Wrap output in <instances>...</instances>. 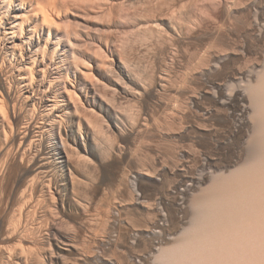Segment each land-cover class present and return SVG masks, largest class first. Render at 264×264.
Returning a JSON list of instances; mask_svg holds the SVG:
<instances>
[{
  "label": "bare ground",
  "instance_id": "bare-ground-1",
  "mask_svg": "<svg viewBox=\"0 0 264 264\" xmlns=\"http://www.w3.org/2000/svg\"><path fill=\"white\" fill-rule=\"evenodd\" d=\"M199 1L0 0V264H86L89 261L99 264H156L155 261H158V264H236L234 262L236 254L235 244H237L238 237H242L243 233H241V230L251 229L253 232L257 231V238L259 236L264 239V234L261 233L262 229L259 230L255 223L257 220L254 218L255 221L253 217L251 218L255 212L250 213L253 208L254 210L257 208L256 213L257 211L261 212V207H264L262 205L264 204V153L260 155L263 157H260L261 159L258 162H256V159L259 158L258 150L256 151L257 156L253 155V157H257L255 160H253L254 158L252 159L254 165H257L256 167L252 163V166L250 165L249 162H253L252 160H246L249 163H247L248 166L255 167L251 168V170H246L247 168L244 166L245 159L243 160V155L247 151L242 152L243 155L240 153V151L249 148V143L253 139L252 134L256 133L255 130L264 129V60L262 59L263 62H260V60L254 64L251 62L253 66L249 69V66H246V68L245 65V68L238 66L237 68L234 66L229 67L227 62L232 58V55L227 52L229 49H225L227 51L220 50L219 47L221 45L217 44L219 47L215 46L216 43L212 40V37L215 40L217 39L216 35L222 31L221 29L227 27L230 21H232V24L233 22L236 23L235 18L240 19L242 22L236 26L238 30L234 29L233 26L231 29H234V33L236 30L241 36L249 31H254L258 21L255 23V21L252 22L248 19L253 4L250 0H235L232 2L231 0H229L230 2L228 0H211L209 3H207L209 0L207 2L202 0V2L206 3L203 5ZM219 21L222 22V28L218 31L220 24L218 25L217 22L220 23ZM231 23L229 25H232ZM233 25L235 26V24ZM201 26H204L206 30L210 29L208 32L211 31L210 34H212V36L210 35L213 41L212 45L216 48L214 51L212 50L213 48L205 45L209 48V52L208 54L206 53L207 55L204 53L205 58L202 59L200 57L203 60L198 62L202 63V66H199L201 72L195 69L193 72L195 75L196 72L198 74L195 76L196 79H193L196 84H198L197 81L199 80L200 83L203 81L205 84H210V86H202L203 89H201L200 84H198L200 91L196 89L194 91L199 93L194 96V91H192L193 95H190L193 97L189 101L192 100L191 102L198 106L199 101L203 98L206 99L208 97L210 99L211 97L214 103L219 105L215 104L219 107V109L216 107L218 110H220L221 106L224 108L223 110L234 109V114L240 112L241 119L238 116L239 114L237 115L238 119H240V121L237 119L239 123L233 124L231 121L232 123L230 124L227 120L225 121L229 123V125H225V131L229 134V137L231 136L232 140H236L237 143L238 141L241 142V145L243 144L242 141L247 139L244 142L245 146H242L243 149L239 150L240 157L238 160L241 164L235 162L237 165H241L239 167L244 166L245 168H241V170H243V173L246 172L244 175L243 173L240 174L242 171L239 167L236 168L241 171L240 173L236 168V170L233 168V171L229 170L228 173L225 172V169L222 171L227 174L225 175L226 178L224 174L223 176L221 175L223 177V180H220L221 182L227 178L228 181H231L232 177L234 179V175L237 172L239 173L240 176H237L240 178L237 181L238 177H236L235 182L237 181L236 184L239 185L240 181V185H242L239 186L240 192L239 190L238 192L234 191L238 189L236 188L238 185L231 183L232 181L234 182L233 179L228 183H226L227 180L224 183H220L219 175L216 174L218 175L217 181L216 177H214L215 175L213 176L216 183L211 181L210 185L206 186V191L205 187L203 188L206 194L201 190V186L207 181L209 182L212 173L216 170L211 169V172L204 175L202 173L197 180L201 191L197 190L199 192V194L197 193L198 195L192 194L194 197L191 198L194 200L191 199L190 203L195 202V205H192L198 206L197 201H199L198 203L201 201L203 206L205 200L208 201V208H205V205L204 207L199 206L206 209L207 212L202 208H200V211L196 210L198 209L197 207L195 212L198 211L200 213L202 211L206 213H203V216L197 213V216L201 217L200 219L196 216L192 207L187 208L186 215L190 216L189 218L192 217L191 220L195 217L198 219L192 220L195 223L191 222L192 224L185 228L183 225L187 216L184 214L185 217L183 218L181 215L183 211L179 213L176 210L180 205L175 202L179 205L176 209L174 208L172 211L171 208L173 206L171 208L169 206L170 209L168 208V205H171L168 204V201L172 194L173 186H168L166 183L167 177L170 176L169 174L182 171L184 166H180L182 163L180 164L179 161H176L175 168H169L171 166L165 161L166 158H162L160 153L162 160L164 159L163 162L166 163H160L159 160L160 166L157 167L155 162L157 156L156 154L153 156L151 152V154L148 153L152 148H148L150 144L148 145L146 137L148 136L147 138H149V135L151 136L156 132L158 142H156V138L154 142L159 144L161 143L159 140H165L170 134L169 137L172 136L173 138L175 136V138L179 137L182 139L189 132V130L186 131V128L182 129V126L185 125L182 123L184 121L182 118L184 119L185 116L180 119L175 118L179 121L176 120L177 122H175L172 120V123H175H173L174 126L171 125V119L169 118L171 116L167 115L171 108L169 109V100L166 98L172 95L171 90H174V86L179 87L181 84L174 85L173 81H177L176 77H179V71L189 63L187 61L188 63H185L187 65L184 64L185 66L182 67V63L185 60L184 52L186 50L184 48H186L187 38L190 40V44L195 42L194 37L190 36L193 39L191 40L188 34L196 35L195 32ZM223 26L225 27L223 28ZM229 30L226 33L231 32ZM193 31L195 32L193 33ZM197 33L199 36L200 33ZM239 34L238 36H240ZM226 35L228 36L229 34ZM200 36L202 37L203 35ZM207 36L206 38L208 39L209 36ZM222 36L220 37L222 38ZM221 41L218 40L217 43ZM195 43H193L194 46ZM212 45L210 46L212 47ZM235 46L234 48H236ZM189 47L186 49L189 50ZM217 48L221 53L219 51L216 52ZM222 51L227 52V54L224 55ZM262 57L264 58V54ZM196 65L193 66L196 67ZM184 69L187 68L185 67ZM181 74L180 72L179 78L183 79ZM186 78L187 76H185L183 82ZM171 83H173V87H171ZM195 83L193 87L196 85ZM182 91L180 92L179 88L175 89L178 95L183 96L185 92ZM188 102L186 103L185 101L181 108L183 109L185 104L187 106ZM194 105H191V107ZM212 109H215V107ZM181 111H179V114H181ZM219 112L221 111H208V113L205 112V116L207 115L209 119L215 114L217 115V113L224 115ZM155 114H160L161 120L158 118L159 115L157 117ZM170 125L171 127L169 128ZM172 126L174 127L173 129ZM194 130L195 133L198 131ZM258 132L261 133V131ZM260 133L256 134L259 135L261 141L264 138V136H262L263 138L261 137L264 132L261 135ZM196 134V137H198L199 133ZM153 136L150 137L153 138L150 139L152 140L151 142L154 140ZM194 136L195 134L192 135V137ZM139 137H143L145 142H147V145H145L144 140L142 142L144 148L146 146L148 148H146L147 150L143 149L145 153L149 150L147 154L153 156V158L156 157L154 162L150 160L152 157L149 161H146L148 155H139L140 153L137 154L139 151L135 150L139 159L146 157V162L154 164L153 166L150 164L151 171L149 169L145 170L149 164L146 162H142L147 164V166H141L143 167L142 169L135 166L142 172L134 168V171L138 173L131 178L129 173H127L129 169L125 172L127 166L123 168V163L130 153L128 151L132 148L133 150L135 149V146L132 147L129 142H132V140L137 141ZM259 137H257L259 144H257V147L263 146L264 148V143L261 142L263 145L259 143ZM189 139L191 138L189 137ZM124 144L126 146L130 144L132 147L131 149L127 147V150L129 149L128 151L125 150L127 154L122 149ZM141 144L140 147L142 146ZM252 144L255 145V143L250 145L252 146ZM238 146H240V143ZM136 147L139 148V145ZM191 149L190 152H194ZM259 149L262 150V147ZM155 150L158 153L159 151L162 152V150L157 148ZM178 151L176 153H179ZM263 151L259 150V153ZM152 152L156 153L154 150ZM131 154L128 156L129 159L134 153L130 157ZM166 154L163 153V155ZM198 154L200 155V153ZM188 155L191 156L190 153ZM139 159L136 160L138 164ZM205 160L209 161L208 158ZM136 161L133 162V166ZM125 162L128 163V160ZM132 162L130 161L129 163L131 164ZM165 164L169 165V167ZM229 164H231V161ZM247 164L245 165L247 166ZM219 165L222 166L221 164ZM219 172V174L222 173L221 171ZM181 174L179 175L181 176ZM187 176H185V179L183 178L185 181L190 178V175L188 178ZM130 179H133L132 183ZM108 181H117L119 182L118 185L121 183L124 186L122 187L123 189L121 188L122 190L120 187L118 188L124 192L125 198H123L125 200L122 199L123 201L119 202L121 199L116 195L119 193V189L117 188V191H114L117 193L113 194L112 184H110L108 187L111 191L110 194L113 192L111 197L116 195L119 200L116 201V198L114 202L107 203L109 201L107 200L109 191L107 188L108 191L105 192L107 196L104 194L103 196L106 197H101V199L107 198L105 199V204L109 205L106 209V205L102 206L104 200L102 199V202L98 200L101 203V205L100 203L98 204L102 206V210L105 208V211H101L100 208L95 207V202H98L95 201V198L104 193V186H106ZM225 183L227 185L230 183L231 185L226 186L224 185ZM107 184L109 185V182ZM130 184H132V190L130 189ZM176 184L175 186L181 185L180 183ZM214 184H217L216 188ZM183 185L185 187L188 186V184L187 186L186 184ZM193 185V187H196L194 182ZM218 185L223 186L222 190H220L221 187ZM190 187H188L189 189L185 188V190H190ZM226 188L229 190L230 188L233 189L232 195L229 190L225 192ZM191 191L194 192L193 188ZM209 191H212L215 195L209 194ZM220 191L222 192L220 193ZM123 192L119 193V197L123 195ZM216 192L219 193L217 195L220 197H216ZM235 192L238 194V202L236 198L234 199L236 196ZM184 193L186 195L185 191ZM202 194H205V197ZM176 195L179 198V194ZM207 195L208 199H205ZM111 197L109 198L111 199ZM176 197H173L174 200L177 199ZM202 197L203 200L205 199L204 201L201 200ZM113 198L115 197H112L110 201H113ZM188 198L190 199V197ZM183 201L186 200L183 199ZM183 205L181 204V206ZM234 205L239 207V216L238 211L233 207ZM181 208L183 209L184 207ZM97 209L101 211L99 212L101 215L98 213L102 217L99 219L100 221L94 219L99 217H94L95 213L97 215V212H94ZM164 209L171 211L165 213ZM92 212L94 214H91ZM115 212L126 214V216L131 215L132 218L128 216L129 218L126 217L128 219L125 221L123 220L125 218H122L123 215H121L119 217L124 222L120 223V219L116 221L118 216L115 217ZM193 213L195 214L194 216ZM257 214L256 217L259 215ZM260 215L263 217L264 213H260ZM37 218L42 219L39 220L40 223L44 221V224L41 223L38 226L39 228L35 226ZM87 221L88 223H86ZM182 223L184 228L181 229L180 235H177L178 239L181 238L179 240L176 238L174 242L157 241V245L153 246L152 244L156 242H150V245L147 243L149 247H146L148 246L146 244L145 246L141 245L142 243H138V246L135 245L137 244V239L144 237L139 235L151 232V234L157 236L158 234L156 233L158 232L155 229L160 228L166 232L170 231V226L180 232L179 227ZM62 224L69 226V228L73 227L74 230H70L72 232L77 230L76 233H80V235L81 233L89 232L91 229L93 232L99 230L100 232L97 231L98 233H95V236L97 234L96 238L90 235L98 246L104 247V256H101V250L98 249L100 248L98 246H96L97 250H99L97 252H100V255L96 256L97 252L92 253V245L90 243L86 245L84 241L85 246L82 244L85 249H90L89 251H86L80 245V242L90 237V235L88 237L82 235L84 239L81 238V241L76 236V233L73 235L70 230L71 233L67 232L68 229L65 230L66 226L65 228H63L64 226L61 227ZM59 229H64L65 232ZM116 229L121 230H118L121 235L118 232L120 236H117V239L114 237L116 235L112 236L116 234L113 233ZM110 230H114L113 234L110 237L108 236V238L104 237L107 236L106 234H110ZM163 231L161 232L162 236L166 237L167 233L163 235ZM158 236L160 237L161 235ZM243 236L246 237L245 234ZM161 237L160 239H162ZM130 238L132 241L127 242ZM173 238L171 237L172 240H174ZM156 239L158 240V237ZM167 239L171 240L170 238ZM146 240L148 241V238L145 239V243ZM251 241L253 240L251 239ZM244 243H242V246H244ZM122 245L126 246L127 250H124L125 252L128 251L127 254H124L121 249L123 254L121 253L120 255L119 248ZM92 247L94 248V244ZM239 249L244 250L241 246ZM261 249L263 250V248ZM239 258L238 256L235 261ZM244 258L241 259L246 260ZM71 260L74 262H71Z\"/></svg>",
  "mask_w": 264,
  "mask_h": 264
},
{
  "label": "rangeland",
  "instance_id": "rangeland-1",
  "mask_svg": "<svg viewBox=\"0 0 264 264\" xmlns=\"http://www.w3.org/2000/svg\"><path fill=\"white\" fill-rule=\"evenodd\" d=\"M203 1H208V0H203ZM212 1H216V0H212ZM218 1H222V0H218ZM224 1V0H223ZM232 1H235V0H231V2ZM253 4H252V10H251V14H250V17H249V15H248V19L250 20V21H252V22H254L255 21V23H257V21H258V23H257V26L255 27V29H254V31H249V32H247V33H245V34H243L242 36L238 33V32H236V30H235V33H234V29H237L238 27H236V26H238L239 25V23L240 22H242L240 19L238 20V18H235L236 19V23L235 22H233V24H235V26L231 23L232 21H230L229 23H228V26L227 27H225V26H223V28L224 29H221L222 28V22H220V23H218L217 22V24L219 25L220 24V27H218L219 29H218V31L221 29L222 31L221 32H223V33H219L218 35H216L217 37V39L215 40V38L214 37H212L213 39V41H215V46L217 45V44H219V45H221L222 46V49H221V46L219 47V45H217L219 48H220V50H224V51H227V50H225V49H229V51H227L228 52V54H231L232 56V58L227 62V65L229 66V67H236L237 68V66L238 67H243V68H245L246 66L248 67V69L249 68H251V66H253V64L254 63H256L257 61H260V62H263V60H264V58L262 57L263 56V54H264V23H262L263 21H264V0H250ZM257 1V2H256ZM200 2V4H206V3H204V2H202V0H200L199 1ZM209 2H211V0H209L207 3H209ZM228 2H230L229 0H228ZM258 3V4H257ZM256 5V6H255ZM260 5V6H259ZM262 6V7H261ZM255 7V8H254ZM256 9V10H255ZM258 11V12H257ZM257 14H258V16H257ZM253 16V17H252ZM258 17V18H257ZM256 18V19H255ZM260 18V19H259ZM232 19H234V18H232ZM234 19V20H235ZM246 19V18H245ZM239 21V22H238ZM232 24V25H229V24ZM238 23V24H237ZM232 26H233V30L231 29L232 28ZM259 26V27H258ZM207 27V26H206ZM228 27H229V29L231 30V32H228V33H226V31L227 30H229L228 29ZM203 28H204V26H201V28H199V29H197V31L195 32V31H193V33L195 32V34L196 35H191L190 33L188 34V36H189V38H190V36H192V37H194L193 39L195 40V42H193V43H195V46L193 45V43H192V41H191V43L192 44H190V40L187 38V40H186V38H185V40L188 42H186L185 43V46H186V48H188L189 46V50H187L186 48H184V50H186L184 53H185V60H184V62L182 63V67H184L185 65H187V64H185V63H190L191 62V60H192V62H191V66L189 65V63H188V65L187 66H185L187 69H184V68H182L180 71H179V77H180V72L182 73L181 75H183V76H181V77H183V79L185 78V76H187V78L184 80V82H183V79L181 80L179 77V79L176 77V79H177V81H180V82H174L173 81V83H174V85H178V83L180 84L179 85V87H177V86H174V85H172L173 83H171V87H173L174 88V90L172 91L171 90V92H172V97L170 96H168L169 97V99H168V97L166 98L167 100H169V103L168 102H166V103H168V105H170V107H169V109H170V111L169 112H167V115H169V116H171V117H169L171 120V125H173V123H175V122H177V121H179V120H177L178 118L180 119L181 117H184V119L182 118V120H184L182 123H183V125L184 126H182V129L184 128H186L187 130L186 131H188L189 130V132H187L186 133V135H187V137H186V135L184 136V137H182V139L181 138H175V136L172 138V136L171 137H169L170 135H168L167 136V140L165 139V140H159V141H161V143H155L154 141H155V138H156V142H158V138H157V133L156 132H154V134H152L151 136L149 135V138H147L146 137V141H148V145L150 144V147L148 146V148H152L151 149V151H146V153H145V150H143V149H146L147 148V146H146V148H144V144L142 143L143 142V140H144V143H146L145 145H147V142H145V139L143 138V137H139V139H137V141L139 140V142H137L136 140H132V142H129V143H131L132 144V147L133 146H135L134 148V150H133V148L131 147V145L129 144V146L127 145L126 146V144H124V145H122V149L124 150V153L126 152V151H128L127 150V147L128 148H132L131 150H129L128 151V153L129 154H133V156H132V154L130 155V159H129V154H128V156H127V158L125 159V161L126 160H128V163L127 162H125L124 161V163H123V168H126V167H124V166H127V168L125 169L126 171L125 172H127V170L129 171V172H127V173H129V175H130V177L131 178H133L138 172H136V171H134V168H135V170H139V172H142V170H140V169H142L144 166H147V164L149 163V162H146V161H149V159L152 161V162H154V158L157 156V158L155 159L156 161V163H157V167H159L160 166V163H162L163 162V160L166 158V162L171 166V167H169V165H167V164H165V165H167V167H169V168H172V167H174L175 168V163H176V161H179L180 162V166H184V169H182L181 167H180V169H182V171H180V172H174L173 174H176L177 175V177H176V175H173V174H169L170 176H168L167 178V180H166V183L168 184V186H171L173 189H172V194L170 195V199H169V203L168 204H171V205H168V208H169V206H170V208L173 206V208H171V210L173 209L174 210V208L176 209L179 205V207L176 209V210H178V212L180 213V211L182 212L183 211V213H181V215L183 216V218L185 217L184 216V214L186 215V210H188L187 208H191L192 207V210L194 209V212L196 211V210H199L200 211V208H202V207H204V205H205V208L207 207L208 208V204H207V202L208 201H206L205 199H208V195L209 194H211L212 193V195H215L213 192H214V189H213V192L211 191H209L210 193L208 194V192H207V198H205L204 200H205V202L203 203V206H202V203H201V201H200V203H198L199 201H197V205L198 206H193L192 204H194L195 205V202H193L192 204L190 203L192 200L191 199H193V198H191V197H194V196H192V194L194 195V194H199V192L201 191V190H203L204 191V187H205V191H206V186H208V185H210V182L211 181H213V182H215L216 183V181L219 179V181L222 179L223 180V177H221V175L223 176V172L222 171H224V169L226 170L225 172H229V170L230 171H233L236 167L238 168L239 166H241V165H237V163H240L239 162V160H238V158L240 157L239 155H240V153L242 154V152L244 153V151H247V152H245L244 153V157H243V160L245 159V164H247L248 162H246V160H252L253 158V160H255V158H257L256 156H257V153L259 154V158H257L256 160V162H258L263 156H260L262 153H264V148H263V146H259V148L260 147H262V150L261 149H259L258 147H257V144H258V138L257 137H259V133L260 132H258V131H261V133L262 132H264L263 130L264 129H256L255 131H256V133H258V134H256L255 132H254V135H256L255 137H254V135L252 134V137H253V139H251L252 140V142H250L249 143V151H248V149H244V150H242V151H240V153H239V150L240 149H243V147L245 146L244 145V142H245V140H247V139H245L244 141H242V145H241V142H239L238 141V143L236 142V140H232V138H231V136L229 137V134H227V132L225 131V129H226V127H225V125L226 124H228L229 125V123L231 124L232 122H233V124L234 123H239V121H240V112H236L235 114H234V109H226V110H228L227 112H226V110H223L224 108H222L221 106H220V110H218L219 109V107H217V106H219V105H217L216 103H214V101L211 99V97H210V99L208 98H203L201 101H199V104H198V106L197 105H194L191 101H189L190 100V98L191 97H193V96H191V95H193L194 94V96H195V94L196 93H199V92H196V91H194L195 89L198 91L200 88L201 89H203V87H208V86H210V84H205L203 81H201L202 83H200V81L198 82L197 81V83L198 84H200V88H198L199 86H197L198 84H196L195 82H194V79L193 78H195V76H197V72L196 71H198L199 70V66H202V63H198V62H200V61H203L202 59L203 58H205L204 56H205V54L207 53L208 54V52H209V48H213L212 50H214L215 51V46L214 45H212V43H213V41L211 40V37H210V35L212 36V34H210V32H208L210 29H207L206 30V28H204V30H203ZM208 28V27H207ZM260 28V29H259ZM263 30H262V29ZM199 30V31H198ZM225 30V31H224ZM229 30V31H230ZM238 30V29H237ZM261 30V31H260ZM200 31H202L203 32V34H202V32L200 33ZM197 32H199L200 34H199V36H198V33ZM204 32H208V33H204ZM258 32V33H257ZM192 33V32H191ZM232 33V34H231ZM236 33H238L240 36H238V34H236ZM249 33V34H248ZM224 36H222V35ZM226 34H229L228 36L226 35ZM200 35H203L202 37L200 36ZM204 35H205V37H204ZM206 35H208L209 37H210V40H209V37H208V39L206 38ZM222 36V38L220 37V36ZM226 35V36H225ZM262 35V36H261ZM198 37V38H196V37ZM246 36V37H245ZM261 36V37H260ZM186 37H187V35H186ZM192 37L190 38L191 40H193L192 39ZM259 37H260V39H259ZM205 38V39H204ZM219 38V39H218ZM221 38V39H220ZM223 39V40H222ZM189 40V41H188ZM209 40V41H208ZM218 40L219 41H221V42H219V43H217L218 42ZM199 42V43H198ZM205 42V43H204ZM211 42V44H209V43ZM187 44H190V45H187ZM201 44H203V45H201ZM234 44V45H233ZM191 45H193V46H191ZM208 46V47H206V46ZM210 45H212V47L210 46ZM236 45V46H235ZM253 45V46H252ZM188 46V47H187ZM214 46V47H213ZM224 46V47H223ZM234 46L236 47V48H234ZM199 49H198V48ZM231 47H232V49H231ZM253 47V48H252ZM224 48V49H223ZM235 50H234V49ZM204 49V50H203ZM218 49V48H217ZM216 49V52H220L221 53V51L218 49L217 50ZM183 50V51H184ZM203 50V51H202ZM207 50V51H206ZM211 50V49H210ZM211 50V51H212ZM230 50H232V51H230ZM195 51V52H194ZM224 51H222L223 52V54L224 55H226L227 54V52H224ZM234 51V52H233ZM239 51V52H238ZM242 51V52H241ZM232 52H233V54H232ZM189 54V55H187V54ZM195 53H197L196 55H194ZM199 53H201V54H199ZM205 53V54H204ZM239 53V54H238ZM243 53V54H242ZM193 54V55H192ZM204 54V55H203ZM206 54V55H207ZM245 54V55H244ZM200 55V56H199ZM234 55V56H233ZM248 55V56H247ZM257 55V56H256ZM189 58H188V57ZM191 56V57H190ZM203 56V57H202ZM241 56V57H240ZM243 56V57H242ZM256 56V57H255ZM187 57V58H186ZM199 57V58H198ZM202 59H201V58ZM199 60H198V59ZM186 59H190V60H186ZM196 59V60H195ZM244 59V60H243ZM263 59V60H262ZM194 60V61H193ZM241 60V61H240ZM188 61V62H187ZM246 61V62H245ZM251 62L253 63L252 65H251ZM193 63H195V64H193ZM198 63V64H197ZM248 63H249V65H248ZM185 64V65H184ZM197 64V65H196ZM201 64V65H200ZM237 64V65H236ZM196 65V67H194V66ZM244 65H245V67H244ZM190 66V67H189ZM246 67V68H247ZM194 68V69H193ZM203 68V67H202ZM184 69V70H183ZM189 69H191V70H189ZM195 69H198V70H196L195 72H196V75H195V73L193 72ZM183 70V71H182ZM186 70V71H185ZM189 70V71H188ZM185 71V72H184ZM200 72H201V68H200V70H199ZM198 71V72H199ZM187 72V73H186ZM192 72V73H191ZM199 72V73H200ZM184 73H185V75H184ZM194 76V77H193ZM193 79V80H192ZM196 79V78H195ZM186 81V82H185ZM188 82V83H187ZM182 83H184V84H182ZM187 85H186V84ZM193 83V84H192ZM194 83L196 84L194 87H193V85H194ZM202 84V85H201ZM189 85V86H188ZM208 85V86H207ZM185 86V87H184ZM203 86V87H202ZM170 87V86H169ZM171 87H170V89H171ZM181 87V88H180ZM193 87V88H192ZM172 88V89H173ZM179 88V90H180V92L183 90L185 93H183L184 95L182 96V95H178L176 92H175V89H178ZM183 88V89H182ZM191 88V89H190ZM182 91V92H183ZM192 91H194L193 92V94H192ZM200 91V90H199ZM176 94V95H175ZM180 94V93H179ZM191 94V95H190ZM177 97V98H176ZM174 98V99H173ZM165 99V100H166ZM177 101H176V100ZM166 100V101H167ZM206 100V101H205ZM185 101H186V103L189 101L190 102V104H189V102H188V104H187V106H186V104H185V106L183 107V109L181 108L182 107V104H184L185 103ZM209 103V104H208ZM179 106H178V105ZM208 104V105H207ZM217 106H216V105ZM181 105V106H180ZM191 105H194L193 107H191ZM201 106V108H200V106ZM212 105V106H211ZM215 105V106H214ZM176 106V107H175ZM190 106V107H189ZM209 106V108H207ZM174 107V108H173ZM188 107V108H187ZM196 107H197V109H196ZM215 107V109H212V108H214ZM218 109H217V108ZM177 108V109H176ZM210 108H211V110H210ZM221 108H222V110H221ZM184 111V110H186V111H184L183 113H182V111ZM209 109V110H208ZM213 110H215V111H221V112H219L220 114L221 113H223L224 115H219L218 113H217V115L215 114L214 116H212V118L210 119H208V117H207V115L205 116V112H207L208 113V111H213ZM233 110V111H232ZM177 111V112H176ZM179 111H181V114H179ZM196 111V112H195ZM222 111H224V112H222ZM157 112V111H156ZM227 114H226V113ZM229 112V113H228ZM232 112V113H231ZM158 113V112H157ZM169 113V114H168ZM187 115H186V114ZM174 114V115H173ZM178 115V116H176V115ZM185 114V115H184ZM234 114V115H233ZM239 114V115H238ZM157 117H158V115H159V120H161V118H160V114H155ZM180 115H182V116H180ZM227 115V116H226ZM239 116V118L240 119H238V116ZM205 116V117H204ZM217 116V117H216ZM229 116V117H228ZM157 117H155V119H157V121H159L158 120V118ZM193 117V118H192ZM214 117V118H213ZM225 119H224V118ZM227 117V118H226ZM235 117V118H234ZM174 118V119H173ZM175 118H177V119H175ZM206 118V119H205ZM222 118V119H221ZM229 118V119H228ZM232 120H231V119ZM205 119V120H204ZM208 119V120H207ZM237 119L239 120V121H237ZM172 120H174L175 122H173L172 123ZM177 120V121H176ZM186 120V121H185ZM203 120V121H202ZM228 121V122H225V121ZM236 120V121H235ZM201 121V122H200ZM205 121V122H204ZM232 121V122H231ZM220 122V123H219ZM217 123V124H216ZM199 124H200V126H199ZM203 124V125H202ZM222 124V125H221ZM171 125L169 126V128L171 127ZM189 125V126H188ZM206 125V126H205ZM213 125V126H212ZM174 126V125H173ZM172 126V129L174 128ZM204 126V127H203ZM224 126V127H223ZM192 129H191V128ZM264 127V126H263ZM189 128V129H188ZM201 128V129H200ZM219 128V129H218ZM194 129H196V133H199L198 134V137H196V133H195V130ZM221 129V130H220ZM219 130V131H218ZM193 131H194V133H193ZM201 132V133H200ZM216 132V133H215ZM192 133V134H191ZM261 133H260V135H261ZM167 134V133H166ZM169 134V133H168ZM190 136H189V135ZM195 134V136L194 137H192V135H194ZM153 135H155V136H153ZM172 135H174V134H172ZM200 135V136H199ZM202 135V136H201ZM204 135H205V137H204ZM214 135V136H213ZM154 137V140H153V142H151L152 140H150V139H153V138H150V137ZM262 136H264V133L261 135V137ZM189 137L192 139V141H191V139H189ZM202 137V138H201ZM251 137V138H252ZM142 139V141H140L141 139ZM168 138H170L169 140H168ZM172 138V139H171ZM187 138V140H185ZM200 138V139H199ZM209 138V139H208ZM263 138V137H262ZM148 139V140H147ZM175 139V140H174ZM184 139V140H183ZM212 139V140H211ZM256 139H257V142H256ZM171 140V141H170ZM178 140V141H177ZM193 140H194V143H193ZM200 140V141H199ZM263 140V141H262ZM261 141H260V137H259V143L261 144V145H263L262 143H264V138L262 139ZM133 141H134V143H133ZM150 141V142H149ZM163 141V142H162ZM166 141H168V142H166ZM196 141V142H195ZM216 141V142H215ZM218 141V142H217ZM221 141V142H220ZM142 144H141V143ZM165 142V143H164ZM170 142V143H169ZM191 142V143H190ZM220 142V143H219ZM262 142V143H261ZM138 143H140L142 146L141 147H143V148H141L140 147V144H138ZM184 143V144H183ZM240 143V146H238V144ZM251 143H255V145L254 144H252V146L250 145ZM135 144V145H134ZM155 144V145H154ZM171 144V145H170ZM184 146H183V145ZM192 144V145H191ZM202 144V145H201ZM220 144V145H219ZM225 144H226V147H225ZM137 145H139V148L138 147H136ZM153 147H152V146ZM160 145V146H159ZM167 145V146H166ZM214 145V146H213ZM222 145V146H221ZM234 145V146H233ZM244 145V146H243ZM259 145V144H258ZM156 146V148L157 149H159V150H162V152L165 154V153H167L166 155H163V153L161 152V151H159V153H158V151H156L155 149L156 148H154ZM178 147V149H176L177 147ZM193 146V147H192ZM230 146H231V148H230ZM243 146V147H242ZM124 147H126V148H124ZM162 147V148H161ZM181 147V148H180ZM183 147V148H182ZM187 147V148H186ZM191 147H192V149H191ZM195 147V148H194ZM256 147V148H255ZM136 148H138V149H136ZM147 148V149H148ZM154 148V149H153ZM172 148V149H171ZM175 148V149H174ZM180 148V149H179ZM193 148H194V150H193ZM198 148V149H197ZM200 148V149H199ZM232 148H234V149H232ZM146 149V150H147ZM166 149V150H165ZM183 149V150H182ZM190 149L191 150H193L194 152H190ZM126 150V151H125ZM135 150H137V151H139L137 154H139V155H143L144 154V156H147L148 154H147V152L149 153V154H151V153H153L152 155L154 156L155 154H156V156L153 158V156H151V155H148L147 156V158L146 157H141L140 159H139V157H137L136 156V151ZM140 150H142V151H140ZM155 151L156 153H154V152H152V151ZM169 150V151H168ZM178 150H180V151H178L179 153H181V154H179V153H176ZM188 150V151H187ZM258 150V151H257ZM259 150L260 151H263V152H261V153H259ZM172 151V152H171ZM183 153H182V152ZM187 151V152H186ZM206 151V152H205ZM254 151H255V153H254ZM256 151H257V153H256ZM151 152V153H150ZM185 152V153H184ZM191 154V156L194 158H192L190 155H188L187 156V154H189V153ZM196 152V153H195ZM251 154H250V153ZM160 153H161V155H162V158L164 157V159L162 160V158H161V155H160ZM176 153V154H175ZM198 153H200V155L198 154ZM254 153V154H253ZM126 154H127V152H126ZM177 154H178V157H177ZM202 154V155H201ZM160 155V156H159ZM185 155L186 156V158H184L183 156ZM248 155H250V156H248ZM253 155H256L255 157H253ZM136 156V157H135ZM159 156V157H158ZM182 156V157H181ZM200 158H199V157ZM203 158H202V157ZM223 156V157H222ZM246 156V157H245ZM135 157V158H134ZM172 157V158H171ZM175 157V158H174ZM261 157V158H260ZM145 158H146V161H145ZM184 158V159H183ZM189 158V160H187ZM191 158V159H190ZM208 158V160L209 161H207V160H205V159H207ZM237 158V159H236ZM248 158V159H247ZM137 159H139L138 160V162H139V164L140 163H142V162H146L147 164H145V163H142L141 165H139L138 163H137ZM142 159V160H141ZM148 159V160H147ZM168 159V160H167ZM170 159V160H169ZM180 159H183V160H180ZM132 160H134L133 162H135L136 161V163H134L135 165L133 166L132 164H133V162H132ZM141 160V161H140ZM159 160H160V163H159ZM232 160H235V161H232ZM237 160V161H236ZM252 160V161H253ZM132 162L131 164L129 163V162ZM189 161V162H188ZM196 161V162H195ZM202 161V162H201ZM206 161H207V164H208V162H210V163H212V164H206ZM216 161V162H215ZM217 161H219V162H217ZM231 161V164H233L232 166H231V164H229V162ZM152 162H150L149 164H148V166H149V168H145V170L146 169H149L150 170V164H152L151 166H153V164L154 163H152ZM166 162H163V163H166ZM173 162V163H172ZM193 162V163H192ZM213 162H215V163H213ZM235 162H237V163H235ZM244 162V161H243ZM255 162V163H256ZM126 163H127V165H126ZM159 163V164H158ZM196 163V164H195ZM218 163V164H217ZM250 163V165H251V163L254 165V161L253 162H249ZM248 163V164H249ZM129 164V165H128ZM144 164V165H143ZM193 164V165H192ZM205 164V165H204ZM215 164V165H214ZM219 164H221L223 167H224V165H225V167L223 168L222 166H220ZM235 164V165H234ZM241 164V163H240ZM244 164V166L247 168L246 170H251V168L253 169V167L255 166H257V165H254L253 167H251L250 165L248 166V164H247V166ZM131 165V166H130ZM139 165V166H138ZM190 165V166H189ZM195 165V166H194ZM211 165V166H210ZM217 165V166H216ZM219 165V166H218ZM231 166L230 168H229V166ZM129 166V167H128ZM135 166H137V167H140V169L139 168H137V167H135ZM141 166H143V167H141ZM186 166V167H185ZM205 166V167H204ZM243 166V165H242ZM239 167L240 168V170H241V168L243 169V168H245V167ZM131 167H133L132 169H131ZM193 167V168H192ZM212 167V168H211ZM214 167V168H213ZM221 167V168H220ZM249 167V168H248ZM254 167V168H255ZM122 168V167H121ZM122 168V169H123ZM137 168V169H136ZM187 170H186V169ZM204 168H206L205 170H204ZM210 170H209V169ZM223 168V169H222ZM229 168V169H228ZM234 168V169H233ZM236 168V169H237ZM173 169V168H172ZM211 169L212 170H216L214 173H212V176L210 177V179H209V182L207 181L205 184H203L202 186H201V188H200V186L198 187V184H197V180L201 177V174L203 173V175L204 174H207L208 172H211ZM235 169V170H236ZM144 169H143V171H145ZM221 171L222 173L221 174H219L220 172L219 171ZM239 169H237V171H238ZM239 170V173L240 174H242L243 173V170H241L240 171ZM123 171H124V169H123ZM130 171H131V173H130ZM133 171V172H132ZM151 171V170H150ZM187 171V172H186ZM202 171H204V172H202ZM237 171H235V172H237ZM134 172H135V174H134ZM186 172V174L184 175V173ZM206 172V173H205ZM246 172V171H245ZM244 172V173H245ZM132 173H133V175H132ZM177 173H179V174H181V173H183V174H181V176L179 175V174H177ZM200 173V174H199ZM227 173H225L224 174V177H225V175L227 174ZM239 173L237 172L235 175H234V179H233V177H232V179L234 180V182L232 181V179H231V183H237V181L239 180V178L240 177H238L237 175H239ZM244 173H243V175H244ZM199 174V175H198ZM216 174H218L219 175V178L217 179V176L218 175H216ZM173 175V176H172ZM188 175V176H187ZM189 175H190V178H188L189 177ZM215 175V176H214ZM180 176V177H179ZM185 176H187V180L185 181L184 179H185ZM192 176V177H191ZM216 177V181H214L215 180V178L214 177ZM240 176V175H239ZM242 176V175H241ZM176 177V178H175ZM221 177V178H220ZM236 177H238V179H237V181L235 182V179H236ZM184 178V179H183ZM193 178V179H192ZM197 178V179H196ZM226 178V177H225ZM228 179V178H227ZM227 179H225L224 181H226ZM120 180V179H119ZM131 180V183H132V181H133V179H130ZM178 180V181H177ZM185 181V182H183V181ZM190 180H191V182H190ZM193 180V181H192ZM118 181V180H117ZM116 181V182H117ZM172 181V182H171ZM178 183H177V182ZM180 181V182H179ZM181 181H182V183H181ZM218 181V182H219ZM224 181H222L223 183H224ZM228 180H227V182L226 183H228L229 182ZM109 182V185L107 184ZM107 183H106V186H104V193H101L100 194V196H97L96 198H95V201H98V200H100L101 202H102V199L104 200V203H102V206L104 207V205H106L105 206V208L107 209V206L109 205H107V204H105V199H107V200H109V201H107V203L109 202H114V200L118 197V198H120L121 200H119L118 198L116 199V201L117 200H119V202H122L123 200H125L124 198H125V195H124V192L123 191H121L123 188L122 187H124L121 183H120V185H118L119 184V182H115V181H113V182H111V181H108ZM189 182V183H188ZM193 182H194V184H196V187H193V186H195V185H193ZM217 182V184H219ZM221 181H220V183H222ZM113 183H116L117 184V186H116V184H113ZM174 183V184H173ZM181 184V185H177V184ZM191 183V184H190ZM208 183V184H207ZM224 184V185H226V186H230L229 184L227 185V184ZM110 184H112V186H111V189H113L112 191L114 192V191H117L116 189L118 188V187H120V189L118 190V192L120 193V192H123L122 194L123 195H121V197H119L120 196V194L119 193H117V192H112L113 194H115V193H117L116 195H117V197H116V195L114 196V195H112V197H115V198H113V201H110V200H112V197H111V194H110V188H108L109 186H110ZM175 184L178 186H175ZM183 184H186V186H187V184H188V186L187 187H185V185H183ZM216 184V185H217ZM232 184V185H233ZM241 183H240V181H239V185L238 184H236V185H238L236 188H238V189H235L234 191H236V192H238V190H239V186H242V185H240ZM108 185V186H107ZM193 185V186H192ZM215 185V184H214ZM215 185V188L217 187ZM223 185V184H222ZM223 185V186H224ZM115 186V187H114ZM183 188H182V187ZM189 186H191L190 187V190H185V188H187V189H189L188 187ZM218 186H220V185H218ZM223 186H220L221 187V189L220 190H222V188H223ZM226 186H224V187H226ZM199 189H198V188ZM219 187V188H220ZM234 187V186H233ZM107 188H108V190H107ZM132 184H130V189L132 190ZM192 188H193V190H194V192L193 191H191L192 190ZM219 188H218V191H219ZM232 188V187H231ZM230 188V190L228 189V188H226L227 190L225 191V192H228V190H229V192H231L230 194L232 195V191H233V189H231ZM182 189V190H181ZM195 189H196V191H195ZM201 189V190H200ZM197 190H199V192L197 191ZM225 190V189H224ZM223 190V191H224ZM108 191V196H109V194H110V196L109 197H111V199L107 196V193L105 194V192H107ZM182 191V192H181ZM186 192V195H185V193L183 194V192ZM190 191V192H189ZM205 191H204V193H205ZM176 192V193H175ZM188 192V193H187ZM222 191H220V193H221ZM235 192V195L237 196H235L234 197V199L236 198V201L238 200V194ZM239 192H240V190H239ZM181 193H182V195H181ZM202 193V192H201ZM106 195L107 196V198H102L101 199V197H106V196H103V195ZM119 194V195H118ZM174 194V196H172ZM176 194H179V198H178V196L176 195ZM189 194V195H188ZM190 194H191V196H190ZM197 194V195H198ZM206 194V193H205ZM205 194H202V195H204V197H205ZM217 194H219L218 192H216V197L217 196H219V195H217ZM223 194V193H222ZM221 194V195H222ZM226 194H228V193H226ZM226 194H224V195H226ZM234 194V193H233ZM241 194V193H240ZM185 195V196H184ZM201 195V196H202ZM223 195V196H224ZM177 196V197H176ZM181 196H183V197H186V198H183V197H181ZM201 196H200V198H201ZM99 197V198H98ZM124 197V198H123ZM173 197H176L175 199L176 200H174V198ZM188 197H190V199L188 198ZM209 197H211V196H209ZM220 197V196H219ZM173 198V199H172ZM184 200H186V201H183V199ZM189 200H188V199ZM200 198H198V200H200ZM233 198V197H232ZM97 199V200H96ZM123 199V200H122ZM179 199V200H178ZM171 200V201H170ZM178 200V201H177ZM194 200V199H193ZM202 201H204L203 200V197H202V199H201ZM94 201V202H95ZM100 201H98L97 203L95 202V207L97 208L98 207V209L100 208V210L101 211H105V208H104V210H102V206H100L101 205V203H100ZM183 201V202H182ZM189 201V202H188ZM175 202H177L178 204H176ZM181 202V203H180ZM185 202H186V204H185ZM238 202V201H237ZM98 203H100V205L98 204ZM96 204H98V206H96ZM174 204H176V205H174ZM181 204L183 205V206H181ZM191 204V205H190ZM234 204V203H233ZM236 204V203H235ZM259 204V203H258ZM257 204V205H258ZM187 205V206H186ZM262 205H264V204H262ZM174 206H176V207H174ZM190 206V207H189ZM199 206H202V207H199ZM181 207H186L185 209L183 208H181ZM194 207V208H193ZM198 207V209H196ZM238 212V216H239V207H237V205L235 206H233ZM167 208V209H168ZM169 208V209H170ZM179 208H181V209H179ZM238 208V209H237ZM97 209V211L95 210L94 212H97V215H96V213L94 214V212H92L91 214H94L95 216L94 217H98L99 216V214L101 215V213H99V212H101L100 210H98ZM196 209V210H195ZM204 211L206 210V209H204V208H202ZM252 209V208H251ZM264 207L262 208L261 207V212H259V211H257V213L260 215V213L262 214V213H264ZM165 210V213L166 212H170L171 210H166V209H164ZM172 210V211H173ZM191 210V211H192ZM256 210H257V208H255V210H254V208L252 209V211L250 210V213H252L253 211L255 212L254 213V215L252 214V216H251V218L253 217V220H255L256 222V225L258 226V229L259 230H261V233L262 234H264V219H261V218H264V216L262 217V215H258L257 213H256ZM168 212V213H169ZM185 212V213H184ZM202 212V211H201ZM199 213L198 211L197 212H195V214H196V216H197V213H198V215H200V214H202V215H200V216H203L204 214H206L205 212H202V213ZM206 212H207V210H206ZM99 213V214H98ZM204 213V214H203ZM243 213V212H242ZM115 217L116 216H121V215H123L122 216V218H125V219H123V220H125L126 221V219H128L129 217L128 216H130L131 217V215H127L126 216V214H118V213H116L115 212ZM191 215H192V213H190ZM189 214V215H190ZM194 213H193V216L195 215ZM256 214L258 215V217H256ZM245 215V214H244ZM251 215V214H250ZM187 216V218L185 217V222L186 221H189V222H184V225H183V223L180 225V227H179V229H180V232H179V230L177 229V230H175V229H173L172 228V226H170L169 228V230L170 231H166V232H164L163 230H161L160 228H157V229H155L156 230V232H158V233H156V234H158V235H161L162 236V231H163V235L164 234H166V237L167 238H170L171 239V237L173 238V237H175V238H173L174 240H168L165 236H160L162 239H160V237L157 235V236H155L154 234H151V232L150 233H145V235H139L140 237L141 236H144V237H142V239L140 238V239H137L136 240V242H137V244H135V245H139V244H141V245H144L145 246V244L146 245H150L151 243H154V242H156V243H154V244H152V246L153 245H157V243L158 242H166V241H170V242H174V241H176L175 239L178 237L177 235L179 234L180 235V233H181V229L182 228H184L183 226H185V228H187V226H189V225H191L192 223L191 222H194L195 223V221H192V220H194L195 218L196 219H198V218H200L201 219V217H195L194 219H192L191 220V218H189L188 217V215H186ZM117 217V218H118ZM126 217H128V218H126ZM261 217V218H260ZM100 218H102L101 216H99L98 218H94V219H100ZM117 218H116V221H119V219L121 220L120 221V223H122V222H124L120 217L118 218V220H117ZM132 218V217H131ZM255 218V219H254ZM259 218V219H258ZM93 219V218H92ZM187 219V220H186ZM38 220V221H37ZM39 220H42V219H39V218H37L36 219V223H35V226H40L41 225V223L42 224H44L43 222L44 221H42L41 223L39 222ZM95 220V222H97ZM184 220V219H183ZM263 220V221H262ZM100 221V220H99ZM38 223H40V224H38ZM86 223H88V221L86 222ZM122 225V224H121ZM121 225H120V227H121ZM183 225V226H182ZM64 226V227H63ZM65 226L66 225H63L62 224V226L61 227H63V228H65ZM67 228H65V230H67L68 229V231L67 232H69V233H71L72 231L71 230H74L73 229V227L72 228H69V226H66ZM71 227V226H70ZM117 227H118V225H117ZM260 227V228H259ZM263 227V228H262ZM39 228V227H38ZM60 228V227H59ZM188 228H190V227H188ZM71 229V230H70ZM120 229V228H119ZM119 229H116L115 231L114 230H110L111 232H109L110 234L108 235V234H106L107 236H104V237H107L108 238V236L110 237L113 233H116V234H113L112 236H114V235H116V236H114V237H116V239H117V236L119 237L120 235H121V232H119V231H121V230H119ZM60 231H64L65 232V230L63 229H59ZM71 232H70V231ZM92 230V229H91ZM87 231V232H85L86 233V235H85V233H81V235H80V233H76L77 232V230H75V232L73 231L72 233H73V235H74V233H76L77 235L76 236H78L80 239L82 238V239H84L83 237L85 236V237H88V235H92V237L94 236V238H96L97 237V234H96V236H95V233L98 231V232H100L99 230H97V231ZM96 230V229H95ZM119 230V231H118ZM159 230H161V231H159ZM173 230H175V231H173ZM245 230V231H244ZM114 231V232H113ZM117 231V232H116ZM177 231V232H176ZM242 232L241 233H243L242 234V237L240 236V237H238L239 239V241H240V244H239V241L237 240V244H235V252H236V254L240 257L239 259H241V258H244V257H246V258H244V259H246V260H243V259H241V260H239V259H237L236 261H235V259L238 257L236 254H235V256H234V262L236 263V264H244V262H246V264H255L256 263V261H258L256 264H263L264 263V259L262 260V258L264 257V253H263V250H264V239H263V237L261 238V237H259L258 236V238H257V231L256 232H253L251 229L249 230H247V229H243V230H241ZM263 231V232H262ZM91 232V233H90ZM97 232V233H98ZM113 232V233H112ZM118 232H119V234L120 235H118ZM172 234H171V233ZM175 232H176V235H175ZM179 232V233H178ZM245 232V233H244ZM250 234H248V233ZM88 233V234H87ZM259 233H260V231H259ZM151 234V235H150ZM246 235V237H244L243 235ZM80 235V236H79ZM82 235H84V236H82ZM91 235H90V237H88V238H85L83 241H82V239H81V241L82 242H80V245H84V243H86V245H88L89 243L93 246V244H94V248L91 246V249H92V253H96L97 251H99V250H101V256L103 255L104 256V247L103 246H98V244H97V242H95V240L91 237ZM99 235V234H98ZM155 237H154V236ZM170 235V236H169ZM175 235V236H174ZM255 235V236H254ZM148 238V241L146 240V243H145V239H147L146 237ZM169 236V237H168ZM113 237V238H114ZM150 237V238H149ZM156 237H158V240L156 239L155 240V238ZM78 238V239H79ZM137 238H139V237H137ZM152 238V240H153V242H152V240H150ZM165 238V240H163ZM242 238V239H241ZM245 238H247L246 240H244ZM250 238V239H249ZM259 238H260V240H259ZM79 239V240H80ZM86 239H87V241H88V239H89V241L87 242L86 241ZM90 239H91V241L93 242H91L90 241ZM167 239V240H166ZM179 239H181V238H179ZM178 238H177V240H179ZM241 239V240H240ZM251 239L253 240V241H251ZM257 239V240H256ZM94 240V241H93ZM138 240H140V241H138ZM144 240V241H143ZM85 241V242H84ZM130 241H132V239L130 238L127 242H130ZM158 241V242H157ZM242 241H247V242H249L248 243V245H247V242H242ZM257 241V242H256ZM259 241V242H258ZM84 242V243H83ZM95 242V243H94ZM151 242V243H150ZM244 243V246H242V243ZM255 242V243H254ZM88 243V244H87ZM139 243V244H138ZM148 243V244H147ZM257 243V244H256ZM97 244V245H96ZM252 244V245H251ZM262 244V245H261ZM82 245V246H83ZM149 245L148 246H146V247H149ZM238 245V246H237ZM257 245V246H256ZM259 245V246H258ZM85 246V245H84ZM84 246H83V249H85L84 248ZM96 246H98V247H100V248H98L99 250H97V247ZM144 246H142V247H144ZM240 246H241V248L243 247L244 248V250L243 249H239L240 248ZM254 246V247H253ZM263 246V247H262ZM81 247V246H80ZM125 247V248H124ZM136 247V246H135ZM245 247H249V248H245ZM257 247V248H256ZM259 247V248H258ZM82 248V247H81ZM96 248V249H95ZM136 248H138V247H136ZM251 248V249H250ZM254 248H255V250H254ZM261 248H263V250L261 249ZM37 250H39L38 248H36ZM35 249V251H37ZM123 251H122V250ZM124 249H126L127 250V248H126V246L125 245H122L120 248H119V253H120V255H121V253L123 252L124 254L126 253H128V251L127 252H125V250ZM140 249V248H139ZM143 249V248H142ZM141 249V250H142ZM236 249H238L237 251H236ZM261 249V250H260ZM86 251H89V250H87V249H85ZM96 250V251H95ZM258 250V251H257ZM122 251V252H121ZM242 251V252H241ZM256 251V252H255ZM91 252V251H90ZM239 252V253H238ZM241 252V253H240ZM246 252H247V254H246ZM249 252H251V253H249ZM259 252V253H258ZM92 253H90L91 255H92ZM118 253V252H117ZM116 253V254H117ZM118 253V254H119ZM122 253V254H123ZM243 253V254H242ZM255 253V254H254ZM117 254V255H118ZM244 254H246V256H244ZM251 254V255H250ZM258 254V255H257ZM261 254V255H260ZM95 255V254H94ZM93 255V256H94ZM100 255V252H97V254H96V256H99ZM243 256V257H241V256ZM253 255V256H252ZM255 256V257H254ZM260 256H261V258H260ZM251 258V259H250ZM252 258H253V260H252ZM256 259H258V260H256ZM256 260V261H255ZM261 260V261H260ZM73 260H71V262H72ZM74 262V261H73ZM92 261H89V262H87L86 264H92V263H95L94 261L91 263ZM154 262V261H153ZM156 262V264H158V261H155ZM242 262V263H241ZM252 262V263H251ZM255 262V263H254ZM263 262V263H262ZM95 264H99V263H95Z\"/></svg>",
  "mask_w": 264,
  "mask_h": 264
}]
</instances>
